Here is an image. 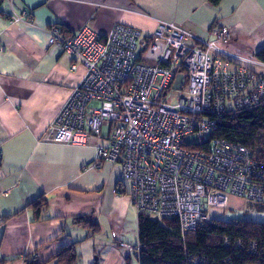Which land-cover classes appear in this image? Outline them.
Listing matches in <instances>:
<instances>
[{
    "label": "built area",
    "instance_id": "obj_1",
    "mask_svg": "<svg viewBox=\"0 0 264 264\" xmlns=\"http://www.w3.org/2000/svg\"><path fill=\"white\" fill-rule=\"evenodd\" d=\"M9 20L33 25L27 13L13 11ZM48 33L50 46L73 59L71 71L82 66L86 76L42 141L84 147L95 138L91 168L119 165L138 214L175 219L183 235L231 197L264 208V163L215 138L224 115L264 106V74L256 71L264 63L223 50L233 40L227 28H215L209 42L164 22L151 38L124 25L105 36L89 29L68 35L58 26ZM121 247L137 260L135 246Z\"/></svg>",
    "mask_w": 264,
    "mask_h": 264
},
{
    "label": "crops",
    "instance_id": "obj_2",
    "mask_svg": "<svg viewBox=\"0 0 264 264\" xmlns=\"http://www.w3.org/2000/svg\"><path fill=\"white\" fill-rule=\"evenodd\" d=\"M0 11V257L57 264L54 255L79 243L77 264H135L121 247L139 243V214L121 167L91 168L95 138L84 147L42 141L86 76L82 66L71 71L73 59L50 46L48 31L105 36L124 25L151 38L164 22L209 42L224 27L233 40L222 49L255 58L264 48V0H224L219 7L206 0H8ZM13 11L29 14L33 25L11 23ZM41 197L48 210L38 218L27 208ZM87 216L100 228L94 236L76 223Z\"/></svg>",
    "mask_w": 264,
    "mask_h": 264
},
{
    "label": "trees",
    "instance_id": "obj_3",
    "mask_svg": "<svg viewBox=\"0 0 264 264\" xmlns=\"http://www.w3.org/2000/svg\"><path fill=\"white\" fill-rule=\"evenodd\" d=\"M223 1L206 0L213 7H219ZM4 2L0 0V9ZM255 59L264 63V48L256 53ZM216 127L215 138L251 150L255 158L264 163V106L250 112L224 115L218 119ZM254 206L258 212H264L263 207ZM27 209L33 210L39 218L48 210V201L41 197ZM76 223L89 231L90 236L100 231L90 216L78 218ZM138 232L139 243L135 247L138 249L139 264H264V223L210 220L195 231L183 235L175 219L158 221L140 214ZM238 242L242 248L236 246ZM78 245L70 244L54 255L51 261L57 264H77ZM252 246H255L254 251L251 250ZM9 262L0 257V264Z\"/></svg>",
    "mask_w": 264,
    "mask_h": 264
},
{
    "label": "rangeland",
    "instance_id": "obj_4",
    "mask_svg": "<svg viewBox=\"0 0 264 264\" xmlns=\"http://www.w3.org/2000/svg\"><path fill=\"white\" fill-rule=\"evenodd\" d=\"M195 140V137L186 139L188 144L195 142ZM206 214L211 220H221L225 222L246 220L264 223V212H258L254 204L235 197L229 199V204L226 209L209 208ZM133 261L137 264V261Z\"/></svg>",
    "mask_w": 264,
    "mask_h": 264
}]
</instances>
